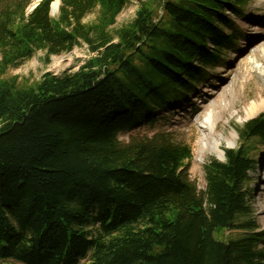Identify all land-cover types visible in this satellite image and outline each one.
<instances>
[{
    "label": "trees",
    "instance_id": "obj_1",
    "mask_svg": "<svg viewBox=\"0 0 264 264\" xmlns=\"http://www.w3.org/2000/svg\"><path fill=\"white\" fill-rule=\"evenodd\" d=\"M32 1L0 5V264H264L248 175L264 112L205 163L203 190L173 131L120 139L195 94L250 1L139 0L118 28L131 0H60L57 16ZM81 45L75 71L9 75Z\"/></svg>",
    "mask_w": 264,
    "mask_h": 264
},
{
    "label": "rangeland",
    "instance_id": "obj_2",
    "mask_svg": "<svg viewBox=\"0 0 264 264\" xmlns=\"http://www.w3.org/2000/svg\"><path fill=\"white\" fill-rule=\"evenodd\" d=\"M3 1L0 0V5ZM249 1L242 17L233 16L240 29L236 46L223 52V60L210 69L209 78L197 87L195 94L165 110L154 126L120 133V139L128 141L132 135H151L160 130L173 131L176 140L193 148L189 177L200 190L206 187L205 163L213 158L225 160L224 150L236 148L240 144L238 129L246 121L264 112L253 117L248 114L253 103L260 104L264 99V65L263 68L260 65L252 67L258 61V54L264 51V0ZM139 4V0H132L118 16L115 28L131 22ZM52 15L57 16L58 10ZM95 16L96 13L90 15L89 20ZM89 56L87 46L81 45L70 53L53 55L50 62L46 63L45 52L38 51L20 67L11 69L9 75L38 80L47 71L56 74L75 71ZM256 145L257 151L254 154L259 164L248 170L252 178L250 188H256L253 195L249 196L252 209L250 217L258 223L260 230H264V141ZM216 146L222 151L221 156L215 151ZM216 235L220 236L219 233Z\"/></svg>",
    "mask_w": 264,
    "mask_h": 264
},
{
    "label": "bare ground",
    "instance_id": "obj_3",
    "mask_svg": "<svg viewBox=\"0 0 264 264\" xmlns=\"http://www.w3.org/2000/svg\"><path fill=\"white\" fill-rule=\"evenodd\" d=\"M54 10H56V4L54 5ZM259 65L262 66L263 68V65H264V51L263 50L258 54V61L255 64H252V67L257 68ZM263 110H264V99L262 100L260 104L253 103L249 108L248 114L249 116L253 117ZM215 151L218 152L219 156L222 155V151L217 146L215 147Z\"/></svg>",
    "mask_w": 264,
    "mask_h": 264
},
{
    "label": "water",
    "instance_id": "obj_4",
    "mask_svg": "<svg viewBox=\"0 0 264 264\" xmlns=\"http://www.w3.org/2000/svg\"><path fill=\"white\" fill-rule=\"evenodd\" d=\"M54 4L57 5L56 8H59V1L53 3V5H52V10H53V11H54Z\"/></svg>",
    "mask_w": 264,
    "mask_h": 264
}]
</instances>
